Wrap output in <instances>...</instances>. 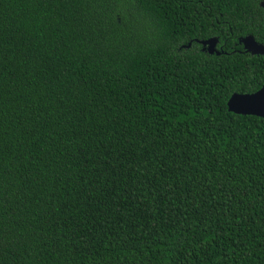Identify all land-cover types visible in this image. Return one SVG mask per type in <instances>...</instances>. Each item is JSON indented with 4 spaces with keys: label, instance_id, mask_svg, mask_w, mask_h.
<instances>
[{
    "label": "trees",
    "instance_id": "obj_1",
    "mask_svg": "<svg viewBox=\"0 0 264 264\" xmlns=\"http://www.w3.org/2000/svg\"><path fill=\"white\" fill-rule=\"evenodd\" d=\"M262 1L0 0V264H264Z\"/></svg>",
    "mask_w": 264,
    "mask_h": 264
},
{
    "label": "water",
    "instance_id": "obj_2",
    "mask_svg": "<svg viewBox=\"0 0 264 264\" xmlns=\"http://www.w3.org/2000/svg\"><path fill=\"white\" fill-rule=\"evenodd\" d=\"M264 8V1L261 2ZM246 51L252 54L264 55V44L256 41L253 35L240 39ZM204 49L210 53L220 51L217 49V38L202 40ZM229 110L238 114L257 115L264 117V85L254 93H234L228 101Z\"/></svg>",
    "mask_w": 264,
    "mask_h": 264
}]
</instances>
